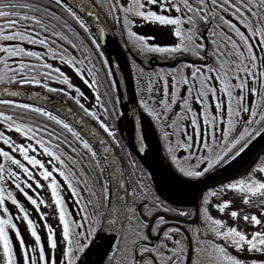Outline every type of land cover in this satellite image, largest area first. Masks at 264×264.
Returning a JSON list of instances; mask_svg holds the SVG:
<instances>
[{
  "label": "snow or ice",
  "instance_id": "1",
  "mask_svg": "<svg viewBox=\"0 0 264 264\" xmlns=\"http://www.w3.org/2000/svg\"><path fill=\"white\" fill-rule=\"evenodd\" d=\"M106 27L142 60L136 126L159 134L163 167L141 132L135 155L118 134ZM49 94L77 112L42 106ZM0 128V264H264V0H0ZM237 200L247 210L229 212Z\"/></svg>",
  "mask_w": 264,
  "mask_h": 264
},
{
  "label": "water",
  "instance_id": "2",
  "mask_svg": "<svg viewBox=\"0 0 264 264\" xmlns=\"http://www.w3.org/2000/svg\"><path fill=\"white\" fill-rule=\"evenodd\" d=\"M104 40H105V43L108 47V50L110 51V53L114 59L115 65L117 67V73H118L117 95H119L120 100H121L120 109H121V113L123 114L120 121H122L123 118H125V120L127 121V123L130 125V127L132 129V133H133L135 141H136L137 133L141 132V128L138 129L136 126V120L138 117H140L141 114L136 110L137 109L136 95H135L133 80H132L130 68L128 65V61L126 59V56H125L117 38H116L113 30L110 27L105 28V39ZM156 65L160 66V67L167 66L166 64H161V63H157V62H156ZM114 80H115V78H114ZM35 91H39V90H35ZM12 99H14L16 102H19L20 99H27V98L25 96V97H17V98H12ZM43 105H45L49 109H53L55 107H60L62 112L66 111L68 108H72L74 113L77 112L76 109H74L73 107H71L67 103H65V102H63V101H61V100H59V99H57L51 95H49L48 101L43 102ZM76 118H79V117L78 116H69L68 117L69 120H73ZM144 120L147 122V124L150 128V132H151L153 144L155 147L157 159L160 163L165 164L166 162L163 159L164 156L161 152V148H160L158 139L156 137L155 131L153 130L149 121L147 119H144ZM141 124H142V121H141ZM125 132H126V130H125ZM126 135H127V143L129 144V146L132 149V152L135 155L136 149L134 150L132 148L128 134L126 133ZM261 143H264V142H261ZM136 147H137V143H136ZM259 149H260V144H257L256 147H254L242 160L238 161L237 164H235L233 167L228 168L227 170L219 171L212 180H209L207 182V187H218V185L220 184L221 181H226L229 177H237L238 174H243L248 163L251 162V160L253 159V156L255 155V153ZM203 190H206V188ZM188 193L189 194L184 199L183 203L173 204V205L193 207L195 204H198L199 201L197 199V196L199 194H202V189H200V188L189 189ZM92 256L90 257V259L92 258Z\"/></svg>",
  "mask_w": 264,
  "mask_h": 264
},
{
  "label": "rangeland",
  "instance_id": "3",
  "mask_svg": "<svg viewBox=\"0 0 264 264\" xmlns=\"http://www.w3.org/2000/svg\"><path fill=\"white\" fill-rule=\"evenodd\" d=\"M137 30H138L139 32L143 33V34H147V35H150V36H151V35H157V36L159 35L158 29H154V28H152V27H145V28H143V29H137ZM161 42L163 43L162 40H161ZM64 70L70 75V77H71V79H72V82H73L75 85L79 86V87L81 88V90L85 93V95L89 97V101L86 102V106L91 107V103L94 102L93 97H92V94H91V90L88 89V88L82 83V81H80L79 78L76 77L75 74L71 72V70L67 69L66 67H65ZM53 86H56V87H64V88L66 89V86H62V85H58V84H54ZM0 130H3V129L0 128ZM38 191H40L41 194L45 197V199L48 200V201L50 202V194H49V193H47V192L44 191V190H38ZM65 195L67 196V195H69V194H68V193H65ZM229 198H230V197H228V196H225V197H224V199H229ZM21 202L25 203L24 200H21ZM69 205H70V207H71V201H70V200H69ZM234 209H245V210H247V209H246V206H244V205L241 203L240 200H237V202L234 204V206H233V210H234ZM41 210L44 211V212L49 213L48 218H47V219H48V222L51 223V224L55 227L54 217L51 215V209H48V208H45L44 206H41ZM72 210L75 211V209H72ZM242 214H243V213H242ZM38 222H39L40 225L43 224V221H40V220H39V217H38ZM230 223H231V221H230ZM239 226L241 227V229H243V228L245 227L243 221L240 222V225H239ZM57 228H59V226H58ZM39 229H40V226H39ZM41 235H42V238H43V237H44V234H41ZM58 235H59V233H58Z\"/></svg>",
  "mask_w": 264,
  "mask_h": 264
},
{
  "label": "bare ground",
  "instance_id": "4",
  "mask_svg": "<svg viewBox=\"0 0 264 264\" xmlns=\"http://www.w3.org/2000/svg\"><path fill=\"white\" fill-rule=\"evenodd\" d=\"M101 43H102L103 47L106 49L107 57H108V59L111 62L112 70L114 72V78H115L116 82L118 83V73H117V67L115 65L114 59H113L110 51L108 50V47H107V45L105 43V40H102ZM19 102L31 103L32 101H29L27 99H20ZM42 106L46 107L43 104H42ZM122 125H123V128L126 130V133L128 134V137H129L130 143L132 145V148L135 150L136 149V141H135L134 135L132 133V129H131L130 125L127 123V121L125 120V118H123V120H122ZM141 133L147 138V143L150 146L152 155L158 161L157 156H156V152H155V147H154L153 140H152V136H151V132H150V128H149V126H148V124H147V122L145 120H142ZM159 165H160V167H163L164 164L159 162ZM157 171H159V168H157ZM90 260L94 264V262L97 260V256L94 254Z\"/></svg>",
  "mask_w": 264,
  "mask_h": 264
},
{
  "label": "trees",
  "instance_id": "5",
  "mask_svg": "<svg viewBox=\"0 0 264 264\" xmlns=\"http://www.w3.org/2000/svg\"><path fill=\"white\" fill-rule=\"evenodd\" d=\"M152 28H154V27H152ZM112 29H113V28H112ZM154 29H156V28H154ZM113 31H114L116 37L118 38V40H119V42H120V44H121V46H122V48H123V50H124V52H125V54H126V57H127V59H128V62H129V65H130V69H131V72H132V76H133V80H134V86H135V89H136V82H135V69L132 67V63H133V59H135L137 63H142V60H141V58H140L139 56H137L135 50H131V51H130L129 49L125 48L124 42L121 40V38H120L119 34L117 33V31H116L115 29H113ZM36 50L41 51V49H40L39 47H36ZM157 62H158V61H157ZM152 67H158V66L154 65V63H153ZM164 68L167 69V67H164ZM36 89H37V90H40V89H38V88H36ZM50 95H52V96H54V97H56V98H58V99H60V100H62V101H64V102L68 103L69 105H71L72 107L75 108L74 104H73L71 101H65V99L63 98L62 95H60V96H57L56 94H50ZM75 109H76V108H75ZM116 127H117V130H118V134H119L120 138L122 139V142H123L124 145H125V151H129V152H131V150H130L128 144H127V141H126V138H125L124 132L121 130V127H120V125H119V121H118ZM156 135H157V138H158V135H159V134H158L157 132H156ZM160 145H161V144H160ZM161 148H162V147H161ZM162 152H163V149H162ZM163 154H164V152H163ZM45 159H47V158H45ZM236 202H237V201H236ZM236 202H235V203H236ZM198 203H199V202H198ZM173 206H174V207H180V206H175V205H173ZM233 206H234V205H233ZM233 206L229 208V210H228L229 212H230L231 210H233ZM180 208L191 209L192 207H187V206H186V207H180ZM212 214H213L214 217H217V218H223V217H224V214H219V213L216 212L215 210L212 212ZM229 223H230V221H229Z\"/></svg>",
  "mask_w": 264,
  "mask_h": 264
},
{
  "label": "flooded vegetation",
  "instance_id": "6",
  "mask_svg": "<svg viewBox=\"0 0 264 264\" xmlns=\"http://www.w3.org/2000/svg\"><path fill=\"white\" fill-rule=\"evenodd\" d=\"M30 194H32V193L30 192ZM20 199L23 200L22 197ZM25 206L28 207V209H29L30 217L34 221L37 222L38 229H39V226H40L39 230H40L41 234H44V232L42 230V225L43 224L42 225L39 224L38 215L35 213L34 209L30 205H28L26 201H25ZM9 207L11 208L10 202H9ZM15 214H16V212L13 210V215H15ZM15 222L18 224V227L21 229V232L24 235L25 241L28 242V243H31L32 242L31 238L28 236V234L26 232V225L23 222H21V221H15ZM54 222H55V227L57 228L59 225H58V222H57V220L55 218H54ZM12 235H14V234H12ZM15 244H16V242L14 241V246H15Z\"/></svg>",
  "mask_w": 264,
  "mask_h": 264
}]
</instances>
